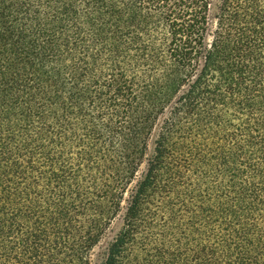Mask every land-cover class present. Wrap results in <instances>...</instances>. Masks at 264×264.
<instances>
[{"label":"trees","instance_id":"obj_1","mask_svg":"<svg viewBox=\"0 0 264 264\" xmlns=\"http://www.w3.org/2000/svg\"><path fill=\"white\" fill-rule=\"evenodd\" d=\"M122 212L99 264H264V0H0V264Z\"/></svg>","mask_w":264,"mask_h":264},{"label":"rangeland","instance_id":"obj_2","mask_svg":"<svg viewBox=\"0 0 264 264\" xmlns=\"http://www.w3.org/2000/svg\"><path fill=\"white\" fill-rule=\"evenodd\" d=\"M145 166L142 168L144 169ZM128 198V196H126ZM127 202L124 203V210L126 209ZM124 212V211H123ZM121 213L112 223L110 229L108 230V234L104 238V240L98 245L93 254V262L94 264H99L103 258L106 251V248L109 244V242L112 240V238L116 235V233L121 229L123 225V215L124 213Z\"/></svg>","mask_w":264,"mask_h":264}]
</instances>
